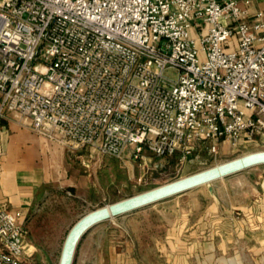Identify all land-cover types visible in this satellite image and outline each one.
Masks as SVG:
<instances>
[{
  "label": "built area",
  "instance_id": "1",
  "mask_svg": "<svg viewBox=\"0 0 264 264\" xmlns=\"http://www.w3.org/2000/svg\"><path fill=\"white\" fill-rule=\"evenodd\" d=\"M249 5L0 0V120L144 165L264 148V13L248 21ZM26 234L0 211V264H37Z\"/></svg>",
  "mask_w": 264,
  "mask_h": 264
},
{
  "label": "crops",
  "instance_id": "2",
  "mask_svg": "<svg viewBox=\"0 0 264 264\" xmlns=\"http://www.w3.org/2000/svg\"><path fill=\"white\" fill-rule=\"evenodd\" d=\"M258 12L264 13V0H250L248 21ZM92 155L86 147L68 150L48 142L12 115L1 119L0 211H19L27 224L50 197L90 189L79 164L94 167ZM122 163L136 164L130 158ZM197 189L154 204L162 220L150 234L142 223L123 232L89 230L78 264H264V165L213 182V194Z\"/></svg>",
  "mask_w": 264,
  "mask_h": 264
},
{
  "label": "rangeland",
  "instance_id": "3",
  "mask_svg": "<svg viewBox=\"0 0 264 264\" xmlns=\"http://www.w3.org/2000/svg\"><path fill=\"white\" fill-rule=\"evenodd\" d=\"M167 75L176 78L175 72ZM224 146L229 149L227 145ZM221 148L223 149V145ZM223 150H220L216 157L206 152L196 153L191 161L185 163L179 162L177 158H157L151 154H146V165L141 162H136L134 166L125 165L122 161L112 158H98L96 154L90 158L91 164L96 163L94 167H87L80 162L81 175L90 179V189L79 192L76 197L61 194L50 197L31 213L26 224V242L34 250L35 262L58 264L64 241L72 226L95 209L187 177L246 153L262 151L264 148H244L237 153L230 150L225 153ZM128 153L127 150L125 159L129 158ZM205 187H199L198 192L203 191ZM165 204L167 203H163L164 206ZM159 206L151 205L140 209L129 218L123 215L110 219L97 225L90 232L99 230L105 233L110 232L112 228L116 229V232H123L127 227L135 229L139 226L138 223H142L143 232L150 234L155 231V225L162 220L161 213L157 211ZM132 218L129 225H125L127 219ZM80 243L73 264H78Z\"/></svg>",
  "mask_w": 264,
  "mask_h": 264
},
{
  "label": "water",
  "instance_id": "4",
  "mask_svg": "<svg viewBox=\"0 0 264 264\" xmlns=\"http://www.w3.org/2000/svg\"><path fill=\"white\" fill-rule=\"evenodd\" d=\"M261 165H264V150L246 153L187 177L95 209L84 215L72 226L64 241L58 264H73L76 249L84 235L105 221L146 208L202 186H206L210 194H213V182Z\"/></svg>",
  "mask_w": 264,
  "mask_h": 264
}]
</instances>
